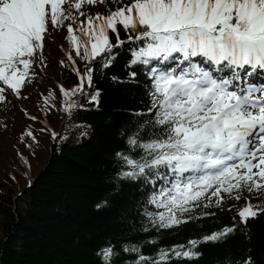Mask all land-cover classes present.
<instances>
[{
    "label": "snow or ice",
    "instance_id": "6c2138e0",
    "mask_svg": "<svg viewBox=\"0 0 264 264\" xmlns=\"http://www.w3.org/2000/svg\"><path fill=\"white\" fill-rule=\"evenodd\" d=\"M101 5L103 11H87ZM60 30L85 61L78 67L72 51L60 61L78 78L71 89L59 86L69 116L84 107L74 97L99 106L96 73L122 53L130 56V81L137 68L145 73V110L120 132L124 148L114 154L104 203L135 184L145 197V232L215 217L212 209L234 212L231 225L154 254L139 242L117 248L109 241L95 253L100 264H118L122 253L135 254L122 264L198 259L202 244L225 243L264 214V82L254 79L264 73V0H0V103L28 99L24 93L47 67L48 37ZM26 138L39 143L31 126L21 142ZM235 264L255 261L249 254Z\"/></svg>",
    "mask_w": 264,
    "mask_h": 264
},
{
    "label": "trees",
    "instance_id": "16d2710c",
    "mask_svg": "<svg viewBox=\"0 0 264 264\" xmlns=\"http://www.w3.org/2000/svg\"><path fill=\"white\" fill-rule=\"evenodd\" d=\"M87 11L95 14L103 6H90ZM66 35V30H60L48 37L47 67L24 93L28 99L9 96V103H0V264H100L95 253L109 241L117 248L139 242L145 254H154L161 247L186 243L231 225L234 212L212 209L215 217L145 232L142 228L147 222L140 207L145 197L133 183L125 184L104 203L115 172L114 154L124 148L120 132L137 119L135 112L145 110L141 87L145 73L137 68L136 82L130 81V56L122 53L113 67L96 73L99 106L77 96L74 99L84 107L69 116L59 86L71 89L78 78L70 65L66 68L60 63L72 51ZM72 54L83 69L85 61ZM49 92L53 95L46 104ZM29 115L37 120H30ZM28 126L38 144L30 138L21 142ZM52 132L58 134L55 140ZM239 228L225 243L202 244L198 259L172 264H235L249 254L255 264H264V214L251 220L246 229ZM150 239L156 244H148ZM134 258L135 254L122 253L118 264Z\"/></svg>",
    "mask_w": 264,
    "mask_h": 264
}]
</instances>
